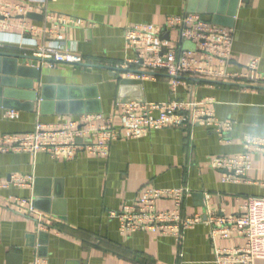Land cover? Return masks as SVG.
<instances>
[{"label":"crops","instance_id":"obj_1","mask_svg":"<svg viewBox=\"0 0 264 264\" xmlns=\"http://www.w3.org/2000/svg\"><path fill=\"white\" fill-rule=\"evenodd\" d=\"M18 3L30 5L27 13L35 17L12 14ZM218 8L219 20L230 24L220 26L230 28L233 35L228 70L242 71L255 58L258 72L264 74V0H0V21L8 23L0 28V51L33 55L30 41L17 35L23 23L38 31L25 37L37 42L56 39L82 57L78 64L39 62L31 90L24 83L2 86L0 133L23 134L37 123L58 125L62 119L79 121L92 113L120 129L119 84L124 78L135 79L128 73L136 72L134 67H122L134 56L124 47V31L134 25L163 26L167 18L186 13H198L212 22ZM47 13L82 23L60 24L51 35L48 30L57 24L46 18ZM164 36L170 37L166 32L160 38ZM141 82L146 102L214 98V114L232 122L230 131L220 136L201 125L153 130L141 138L113 141L106 156L79 152L66 161L45 152L0 153V177H32L29 186L0 189V264H33L35 259L45 264H216L217 251L243 246L245 239L233 232L225 238L212 237L204 217L176 239L140 230L123 233L114 214L134 202L145 186L186 187L190 195L182 213L211 212L218 219L240 213L248 197L261 196L264 154L251 155V169L240 182H222L223 174L212 169L209 160L244 152L245 135L264 138V87L188 80L190 92L179 88L173 95L165 74ZM42 86L48 98L43 104ZM31 91L36 93L34 101ZM125 92H134V87ZM57 95L65 100L56 107ZM8 111L15 115L7 116ZM19 199L34 202L40 218L32 216ZM156 205L160 211L173 207L168 199ZM252 264H264V258H255Z\"/></svg>","mask_w":264,"mask_h":264},{"label":"built area","instance_id":"obj_2","mask_svg":"<svg viewBox=\"0 0 264 264\" xmlns=\"http://www.w3.org/2000/svg\"><path fill=\"white\" fill-rule=\"evenodd\" d=\"M30 5L18 3L12 14L25 15ZM11 13L7 12L6 17ZM48 20L57 26L48 30L54 35L63 25L77 26L82 22L47 13ZM61 24V25H60ZM11 25V24H10ZM21 25L22 40H29L34 47L33 55L59 63H81L82 57L63 47L56 39L37 42L25 35L38 31L34 26ZM60 25V26H59ZM8 23L0 21V28ZM61 28V27H60ZM45 33V31H43ZM167 40L161 39L164 33ZM43 33V34H44ZM124 47L134 51L127 58L123 68L136 72L128 73L130 78L147 79L157 73L168 77V85L173 95L179 88L189 93L188 79H203L214 82L235 84L242 87H264V74L258 72L257 59H251L242 71L228 70L232 54L233 35L230 28L210 22L198 13H186L167 18L163 26L134 25L124 31ZM188 44L189 47H185ZM215 100L204 97L173 98L166 102H136L122 104L121 126L116 129L99 113L84 114L79 121L61 120L58 125L37 123L31 132L23 134L0 133V153H47L54 160H71L79 152L93 156H106L110 144L123 137L137 139L153 130L165 128L182 129L191 125L211 128L220 136L230 131L232 122L220 120L214 114ZM15 115L8 111L7 116ZM96 121H101L95 125ZM244 152L231 156H216L209 160V166L221 172L222 182L245 180L246 172L251 169V155L264 154V138L245 135L242 138ZM32 182L31 176H11L8 180L0 177V189L9 186L24 187ZM264 190V178H263ZM190 195L186 187L155 188L145 186L140 196L132 203L124 205L114 214L119 219L120 230L129 233L136 230L153 232L160 235L181 237L183 230L203 221L210 226L212 237H227L235 233L245 239L241 248L233 251H217L216 264H252L255 258H264V191L261 196L248 197L242 210L236 215L218 219L211 212L204 215H184V199ZM171 200L170 210L157 209V201ZM26 204L29 213L40 218L32 203L25 199L17 200ZM38 217H37V216ZM33 264H45L35 259Z\"/></svg>","mask_w":264,"mask_h":264},{"label":"water","instance_id":"obj_3","mask_svg":"<svg viewBox=\"0 0 264 264\" xmlns=\"http://www.w3.org/2000/svg\"><path fill=\"white\" fill-rule=\"evenodd\" d=\"M188 11H191V10L188 9ZM221 13L222 11L218 8V10L214 12L212 22L215 24H219V25L230 26V24L223 23L221 22V20H219L221 17L220 16ZM35 15L36 14L34 13L26 14V16L30 18H34ZM164 37L165 39H168L167 36H164ZM42 61H47V60L39 56H35L31 54H18V53L0 51V91H1L2 86H5L7 88H14L16 86L20 87L22 83H24L26 90H31L33 83L37 81L38 63ZM27 71H29L30 73L26 74ZM188 80H191L194 82H202V83H222V82H214V81L194 79V78H189ZM222 84L235 85V84H228V83H222ZM129 86L134 87V92L124 93V91ZM44 88L45 87L42 86L41 93H40V99H41L42 104L46 102V100L48 99L44 93ZM252 88H258V87H252ZM68 90H71V88H68ZM31 95L33 96L31 100L34 101L36 98V93L34 91H31ZM56 99H57V102H56V107H57V105L60 104V100L62 99L64 101L65 97H62L61 95H57ZM130 101L144 102L142 82L139 79L124 78L120 81L119 102L127 103ZM51 102L53 101L51 100ZM56 111L66 112L68 110H62V109L59 110L56 108ZM96 111H99V109L90 110V111L86 110V112H96ZM80 112H82V110ZM33 205H34V202H33Z\"/></svg>","mask_w":264,"mask_h":264},{"label":"rangeland","instance_id":"obj_4","mask_svg":"<svg viewBox=\"0 0 264 264\" xmlns=\"http://www.w3.org/2000/svg\"><path fill=\"white\" fill-rule=\"evenodd\" d=\"M185 45H187V44H185Z\"/></svg>","mask_w":264,"mask_h":264}]
</instances>
